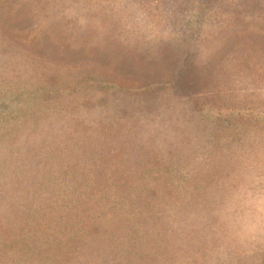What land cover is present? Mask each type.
I'll return each mask as SVG.
<instances>
[{"label": "rangeland", "instance_id": "1", "mask_svg": "<svg viewBox=\"0 0 264 264\" xmlns=\"http://www.w3.org/2000/svg\"><path fill=\"white\" fill-rule=\"evenodd\" d=\"M9 1L33 4L38 13L15 27L5 24L10 39L0 37V250L1 240L8 242L2 264H264V0H177L178 8L169 0ZM194 4L211 12L205 24L193 23L205 38L197 49L201 78L212 89L226 88L212 100L237 105L231 127L237 126L231 133L223 129L224 139L213 140L212 117L182 127L180 103L168 89L151 102L162 109L167 104L164 115L159 110L156 116L123 118L119 109L136 97L121 92L113 95L116 103L109 110L68 105L73 101L68 81L84 75L82 68L121 64L97 44L109 34L94 15L101 7L116 9V30H127L120 35L166 36L189 30L171 21H186L179 9L195 19ZM59 10L88 26L91 40L86 36L78 51L69 48L82 23L71 33L61 31L50 21L64 19ZM25 62H42L43 73L53 78L37 72L30 77ZM131 71L137 81L170 76L165 65H134ZM87 95L94 92L82 82L77 97L82 101ZM117 112L122 118L114 127L110 122ZM171 123L178 125L168 128ZM78 130L96 143H86L80 132L75 136ZM101 147L117 152L110 156ZM179 156L181 169L172 163L171 170L159 173L172 190L155 185L157 195L146 206L139 198L122 205L117 187L107 188L115 178L153 181L156 171L150 169L147 177L149 168H163L164 158ZM94 159L118 163L102 183L95 181L102 170L92 173L98 172ZM83 161L95 166L91 172L80 168ZM110 214L115 229L106 227ZM125 219L139 226L133 223L137 228L128 232Z\"/></svg>", "mask_w": 264, "mask_h": 264}, {"label": "trees", "instance_id": "2", "mask_svg": "<svg viewBox=\"0 0 264 264\" xmlns=\"http://www.w3.org/2000/svg\"><path fill=\"white\" fill-rule=\"evenodd\" d=\"M169 1L170 7L178 6L176 4L177 0ZM204 6L205 4H194V8L196 9V11L193 13L196 17L195 19H192V13L188 14L189 17H186L188 15H184L185 12H182L179 9V12L183 14L181 16L187 18L186 21H183L181 23L182 20L179 18L180 21H178V17H176L174 21L171 22L173 25H184V28H189V30H181L175 32V34H168L166 36H148L137 34L129 35L130 32L127 35H120L121 32L125 33L127 32V30H119L118 27V31L116 30V24L117 22H120L119 16H117V13L115 11L116 9H110L109 13L107 11V8L101 7V11L94 13V15L101 16V20H104L101 22V24L108 29L104 33L109 32V34L105 36L108 37L105 43L97 44L101 45L102 49H105L106 57H109V59L111 60L114 59L117 62L119 61L121 62V64L117 63V65H108L105 63L104 68H109H105L104 70H101V67L93 68L95 67L94 65L91 69L82 68V70L80 71H82L81 74H83L84 72V75H80L78 76V78L76 76L71 77V79H69L68 81L67 88H69L71 90V93L73 94V101L69 100L68 105H72L73 108L83 105L89 112L109 110L111 108L110 104L114 105L116 103V99L113 101V95L116 92H121L125 93V96L131 95L133 97H136L135 101L125 102V104L122 105V107L119 109L120 111L125 113L123 118L127 117L134 119L135 115L137 114H141V116H147V114L149 113L157 114L159 110L161 112H159L158 114L164 115L166 113L164 109H166L168 105H163L164 108L162 109V106L159 103H157L156 105H152L151 102L154 95L163 93L164 90L168 89L172 92V96L174 97L175 101H177V103H180V108L178 109L181 111L180 114L183 115L182 117H184V119H182V122H180L182 124V127H185L187 125L196 126L199 122L203 121V119H208L212 117L211 127L213 140L224 139L223 129L230 128L229 132L231 133V130L237 126L232 125L231 127V121H235V119L237 118L234 115V111H236L237 105L233 102L219 103L221 101V99L219 98H213L212 100V97H218V93L222 92L223 90H226V88L222 89L220 87L212 89L211 82L205 81L206 79L201 78V75L199 73L198 65L200 55L198 54L197 49L198 47L201 48V45H203L202 43L205 38H203L204 36H202V27H197L193 23L197 22L203 25L207 22V18L210 17L211 12L205 11L206 8ZM37 13L38 11L33 4H15L13 2H10L9 0H0V37L10 39L11 29L5 28V24H9L11 28L12 26L15 27V22L19 23V21L21 20L29 21V19H35L34 17L37 15ZM62 13L63 11L60 12L59 10L60 16ZM66 14L68 15V11L66 12ZM4 15L8 16L5 17ZM9 15H12V17ZM61 17L64 18L61 21H57V19L54 18H52V20L50 21H54L58 29L63 32L71 33L74 27L76 29V24L82 23L79 29L73 31L74 33L77 32V35L75 36V42L69 48L78 51L77 49L81 48V45L83 44L84 38L86 36L89 40H91V37L87 33L88 26L79 17L72 18L70 17V15H68L69 18L63 17V15ZM3 23L4 25H1ZM31 28L32 27H30V29L23 28V31L27 32L25 31V29L31 30ZM121 28L126 29L123 25H121ZM12 30H15V28H13ZM16 30L18 31V29ZM19 30L22 31V29ZM78 37L83 38L80 44L79 42H76ZM11 40H9V42ZM26 62L24 64V66H28V68L25 69L26 74L28 73L30 77H33V75L37 72L38 75L43 74L49 76V79L53 78L51 77L53 76L52 74L50 75L46 71H44L43 73L42 62H35L34 64L30 65H28L29 63ZM134 65H139L143 67H161L165 65L166 68L170 70V76L166 80L147 78L141 79V81H137V79L133 77V75H131V70ZM55 78L57 84L62 82L61 77ZM82 82L85 84V86L88 87L89 90H93L94 96L87 95L81 101L79 100L80 98L78 99L77 97V90ZM55 94L61 95L62 93L60 91H55ZM169 106L171 107V104ZM117 113L118 115L115 117L117 120H113L110 122V124L114 127L115 123L119 122V120L122 118V115L119 112ZM72 120H74V122L78 121V117H72ZM170 120L172 121L173 117L170 118ZM176 125H178V123L175 125L171 123L168 128ZM134 126L136 125H134V121L132 120L131 125L128 127V129L132 131L135 128ZM137 128H139V126H137L136 129ZM79 132L81 133L82 138L86 141V143H96V141L91 142L85 132L78 130L73 133L76 136V134ZM75 136H68L67 141H73ZM78 149L79 147L77 146L74 152H78ZM100 149L105 150L106 154H109L110 156L114 155L117 152L116 149H112L110 151V147H101ZM150 157L151 155L148 156V158ZM179 158L180 156L176 158H164L162 160L163 165H160L163 166V168L148 167V176L146 171H141L145 175V177L147 176L150 178V169L156 171L154 175L156 178L153 181L150 180V182L154 184L152 187L149 184V180L147 181L145 179L140 184L139 180L135 183H129L123 178H115L111 182L106 184L107 188L112 190L117 187L118 193L116 201H122V205H124L128 201L134 202V199L139 198L142 205L146 206V204L148 202H152L153 198L157 195L155 185L157 186V188L161 186L164 192L165 190H172L171 187L168 185V179L161 178L159 176V173L162 171L168 172L169 169L171 170L170 166L172 165V163H175L176 165L180 166L181 169ZM167 160L171 163L169 164ZM92 162L95 166H98V172L92 173L99 174V171L102 170L100 171L102 175H98L95 179V181H97L98 183H102L105 181V179H109L107 177L105 178V172L107 170L113 169V166L118 164L115 161H108V163H106L107 161L105 160L103 161V163L99 161L98 164V161L95 159ZM156 162V164H159L158 161ZM94 165H92L91 162L88 163L86 161H83L81 163L80 168L84 169L85 173H88ZM91 171L92 170H90V172ZM179 171L176 173L177 175H180ZM133 189H135V191H133ZM108 201L113 200L109 198ZM110 208H115V205L112 204V207ZM123 211L125 212V209H123ZM111 215L115 214H110L109 221H106V227L110 226L112 229H115L117 228V223L115 222V219H111ZM125 221L127 222L126 225L129 226L128 232L137 228L133 225V223L136 226H139V223L131 222L130 220L128 221V219H125ZM34 226L36 228L47 229V227H40L37 224H35ZM36 234H39V231H37ZM47 236L48 235L43 236L41 240H43V238ZM40 238L41 237L39 236L37 239ZM1 241L4 245V248L2 250H4L7 248L8 242L3 240ZM14 246L15 244L13 243L12 247L15 248L16 246ZM2 250H0V264L3 263L1 257L3 256L4 252ZM17 250L18 253L21 252V246L18 247ZM25 250L27 251L28 249L25 247ZM63 252L64 254H67L69 251L64 250Z\"/></svg>", "mask_w": 264, "mask_h": 264}]
</instances>
